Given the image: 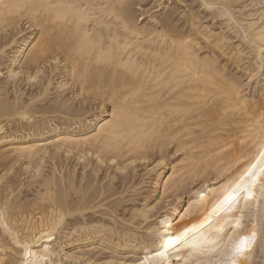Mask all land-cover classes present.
Wrapping results in <instances>:
<instances>
[{"label":"bare ground","instance_id":"6f19581e","mask_svg":"<svg viewBox=\"0 0 264 264\" xmlns=\"http://www.w3.org/2000/svg\"><path fill=\"white\" fill-rule=\"evenodd\" d=\"M140 1L27 0L127 6L79 27L55 11L0 15V207L7 205L9 228L33 248L38 242L30 238L43 230L39 243L55 264H136L162 221H176L172 231L199 223L211 201V194L203 200L200 194L212 177L239 159L235 172L255 150L259 133L250 127L264 114V81L250 41L260 43L264 0H183L182 26L171 0H155L157 10L139 21ZM201 11L219 21L218 29L201 23ZM126 23L135 34L124 31ZM85 31L88 38L111 34L129 42L139 75L97 73L81 55ZM12 72L21 74L9 79ZM197 75L200 82L190 83ZM232 85H240L231 102L238 110L226 116L213 94ZM114 91L124 109L119 138L110 124L113 106L102 102ZM237 232L250 235L251 224ZM0 247L5 264L25 259L3 228ZM240 264H264V235L258 232L251 258Z\"/></svg>","mask_w":264,"mask_h":264},{"label":"snow or ice","instance_id":"6c2138e0","mask_svg":"<svg viewBox=\"0 0 264 264\" xmlns=\"http://www.w3.org/2000/svg\"><path fill=\"white\" fill-rule=\"evenodd\" d=\"M126 7L123 4L107 3L38 4L29 3L27 0H0V15L23 18L26 12L32 10H36L33 15H39L41 11L48 13L55 11L57 19L66 20L68 16H72L77 20V27H79L81 24L92 21L102 23L104 19L117 15L119 9ZM205 7L223 8L216 4H206ZM223 10L226 11V8ZM261 19L264 21V16ZM92 31L95 32V28H92ZM124 31L135 34L133 27L127 23L124 24ZM90 35L85 31V39L81 42V55H87L89 63L95 66L94 70L97 73L122 70L128 75H139L140 67L131 60L129 54L132 47L129 42L125 41L122 44L118 37L111 34L107 39L102 35L99 39L88 38ZM161 35L164 38L163 34ZM257 39L260 41L258 45L255 41H250V43L259 49L258 66L261 68L259 75L260 80L264 81V23L260 25V34ZM245 40H248L246 30ZM124 55H129L127 62L123 59ZM20 74V72H12L9 74V79L19 77ZM37 75L40 73L37 72ZM30 79H35V77H30ZM81 79L85 77L82 76ZM189 82L199 83L200 77L194 76ZM239 91L240 85H232L231 90L223 89L220 93L213 94V98L219 100L224 106L226 116L229 112L238 110L231 107V102L232 97ZM205 94L207 95V90ZM97 99L101 102L99 97ZM127 99L128 97L125 96L124 100ZM102 102L111 103L113 106L114 119L110 124L115 127L116 136L119 138L123 131L119 121L124 112L120 96L114 91L110 100L105 96ZM257 132L259 136L253 145L255 150L246 153L243 157L246 162L235 172L232 169L240 164L239 159L220 169L212 177L213 184L206 186L205 191L200 194L201 200L211 194L210 205L203 219L197 224H191L175 231H172L171 224L176 221H162L161 227L153 234V238L145 241V251L142 257L137 259L136 264H240L241 260L251 258L258 232L264 235V114L260 116L256 126L250 127L251 134ZM2 182L0 179V183ZM7 212V205L0 207V228H3L11 245L23 250L25 259L19 261L18 264H42V262L43 264H55V261L50 260L53 253L49 251L48 246L39 243L45 235L43 230H40L38 234H33L30 238L38 242L33 248L29 239L21 241L19 233L9 228ZM59 220H62V216H58L57 221L53 223V231L59 226ZM248 224H251L250 235L237 232V229H247ZM46 235L48 239H52L51 232ZM4 250L0 247V251ZM7 250L11 251V247ZM0 264H5V261L0 259Z\"/></svg>","mask_w":264,"mask_h":264},{"label":"rangeland","instance_id":"374dc122","mask_svg":"<svg viewBox=\"0 0 264 264\" xmlns=\"http://www.w3.org/2000/svg\"><path fill=\"white\" fill-rule=\"evenodd\" d=\"M151 1H153V3L151 2ZM146 0V1H144V0H142V1H140V6H138V7H136L135 8V15L138 17V20L139 21H142V22H145V20L147 19V16H148V10L150 9V13L151 12H154V11H156L157 9H156V5L158 4L155 0ZM175 1V2H174ZM142 2V3H141ZM147 2V3H146ZM171 3V4H170ZM181 5H180V4ZM144 4V5H143ZM176 6H175V5ZM184 4V2H183V0H180V2H178V4H177V2H176V0H171V1H169V4H168V6H169V8H170V6H171V8H170V10H172V9H175V11H173V13H174V15L176 16V17H174L176 20L178 19V13L179 12H181V11H186V8L184 9L183 8V6L184 7H186L187 6V3H185L186 5H183ZM146 5V6H145ZM173 6V7H172ZM169 8L168 9H166V11H164L163 13H165V12H169L170 10H169ZM194 8H195V6H194ZM138 9V10H137ZM146 10H147V12H146ZM177 10V11H176ZM145 11V12H144ZM195 11H198V8H196L195 9ZM176 13V14H175ZM146 15V16H145ZM201 15V16H200ZM140 16L142 17V19L140 18ZM199 16H200V19H202L201 20V23H203V24H208L209 25V28L210 27H212V28H210V29H213V30H216V29H218V28H216V27H218L219 26V21L218 20H212V18L210 17V15L208 16V14L207 13H205V11H203V15H202V11H201V13L199 14ZM206 16H207V19H206ZM202 17V18H201ZM205 17V22H203V18ZM210 18V19H209ZM181 19V21H179ZM179 20H177V24L178 25H183V22H182V18H179ZM212 20V21H211ZM206 21H208L207 23H206ZM180 22V23H179ZM209 22H211V23H209ZM216 22V24H214ZM214 24V25H213ZM207 25V26H208ZM211 25V26H210ZM216 25V26H215ZM216 28V29H215ZM231 35V36H230ZM229 35V37H231V39L233 38V35L232 34H230ZM233 41H237L238 39H236L235 38V40H234V38L232 39ZM243 78V79H242ZM241 79L242 80H244L245 82H246V77H242ZM247 81H249L248 79H247ZM23 83V84H22ZM247 84H248V82H246ZM250 83V82H249ZM21 84L23 85V88H24V86H25V82H21ZM20 84V85H21ZM20 87H22V86H20ZM249 89H250V91L252 90L251 89V87H249ZM55 116H57V115H55ZM58 116H60V115H58ZM56 120H58V118H55ZM56 122H58V121H56ZM58 123H60V122H58ZM45 168H46V172H48L47 171V169H49V167L48 166H44ZM17 169V168H16ZM45 170V169H44ZM24 176H22V177H20L21 179L23 178ZM29 194V193H28ZM258 263H260V261H257Z\"/></svg>","mask_w":264,"mask_h":264}]
</instances>
